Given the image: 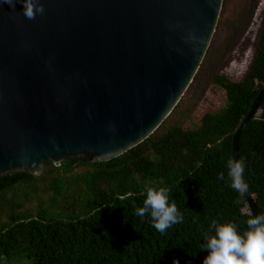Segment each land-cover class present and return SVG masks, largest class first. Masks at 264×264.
<instances>
[{
	"label": "water",
	"instance_id": "water-1",
	"mask_svg": "<svg viewBox=\"0 0 264 264\" xmlns=\"http://www.w3.org/2000/svg\"><path fill=\"white\" fill-rule=\"evenodd\" d=\"M22 2L0 0V178L111 161L148 139L194 81L224 0H40L34 19ZM263 99L264 85L232 159Z\"/></svg>",
	"mask_w": 264,
	"mask_h": 264
},
{
	"label": "trees",
	"instance_id": "trees-1",
	"mask_svg": "<svg viewBox=\"0 0 264 264\" xmlns=\"http://www.w3.org/2000/svg\"><path fill=\"white\" fill-rule=\"evenodd\" d=\"M213 81L224 90L226 105L205 113L193 128L163 129L164 121L111 161L46 163L39 178L52 179L45 192L50 201L36 216L9 215L2 204L3 194L35 176L1 177L0 264H203L208 254L201 250L203 238L213 234V222L235 223L246 231L253 214L243 192L231 187L227 161L234 135L264 85V28L245 77L237 82L216 75ZM239 155L248 191L264 214V99L240 135ZM221 173L224 180L218 179ZM61 181L66 187L59 192ZM74 184L82 190L76 206L63 201L71 199ZM146 186L169 189L183 222L161 234L150 217L136 216Z\"/></svg>",
	"mask_w": 264,
	"mask_h": 264
},
{
	"label": "rangeland",
	"instance_id": "rangeland-1",
	"mask_svg": "<svg viewBox=\"0 0 264 264\" xmlns=\"http://www.w3.org/2000/svg\"><path fill=\"white\" fill-rule=\"evenodd\" d=\"M263 28L264 0H224L216 32L201 67L179 106L165 120L163 129L173 126L193 128L205 113L224 108L225 92L213 78L218 75L241 81L254 60ZM76 172L82 173L83 170ZM39 177L20 182L8 194H3L5 213L29 217L48 208L50 196H45V192L52 179ZM59 186V192L65 190V181H61ZM69 195L71 199L63 201L76 206L82 190L74 184L69 188ZM44 201L48 203L44 204Z\"/></svg>",
	"mask_w": 264,
	"mask_h": 264
},
{
	"label": "clouds",
	"instance_id": "clouds-1",
	"mask_svg": "<svg viewBox=\"0 0 264 264\" xmlns=\"http://www.w3.org/2000/svg\"><path fill=\"white\" fill-rule=\"evenodd\" d=\"M3 3L15 8V0H3ZM23 15L34 19L43 14L44 8L40 0H23ZM228 175L232 180L231 187L236 191H247L244 180L245 163L243 160L229 159L227 161ZM224 180V174L218 176ZM146 198L143 206L136 209L135 215L150 217L152 227L161 234L174 224L183 222L184 217L171 199V192L165 187H145ZM247 230L241 232L235 223L213 222V234H206L202 251L208 254L203 264H264V214H258L247 220ZM175 264H179L178 261Z\"/></svg>",
	"mask_w": 264,
	"mask_h": 264
}]
</instances>
